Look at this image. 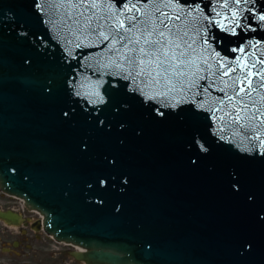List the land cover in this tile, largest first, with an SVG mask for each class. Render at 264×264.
<instances>
[{
    "label": "water",
    "instance_id": "obj_1",
    "mask_svg": "<svg viewBox=\"0 0 264 264\" xmlns=\"http://www.w3.org/2000/svg\"><path fill=\"white\" fill-rule=\"evenodd\" d=\"M35 2L0 0V190L38 210L54 239L84 247L73 258L85 264H264V116L243 130L220 121L208 109L222 85L205 71L174 98L129 92L107 42L82 28L109 8L124 19L128 0H48L44 12ZM164 10L193 27L213 71L239 61L247 67L229 75L251 70L255 87L264 0H173ZM17 218L0 209L3 221Z\"/></svg>",
    "mask_w": 264,
    "mask_h": 264
},
{
    "label": "snow or ice",
    "instance_id": "obj_2",
    "mask_svg": "<svg viewBox=\"0 0 264 264\" xmlns=\"http://www.w3.org/2000/svg\"><path fill=\"white\" fill-rule=\"evenodd\" d=\"M239 2L240 0H234V3ZM128 3L131 7L126 9L129 15L124 19L120 18V13L113 12L109 8L106 13L96 16L95 23L91 16L85 17L82 28L90 34H96L101 43L107 42L104 47L113 53L112 66L118 71L119 79L127 82L129 92L146 97V101L156 100L161 96L174 98L172 94L184 90L190 74L195 75L197 72L205 71L209 77L214 78V82L218 81V84L222 85L218 86L217 91L224 94L219 97V107L210 108L208 111L222 112L223 114L217 117L220 121L223 122L227 118L232 125H239L242 130L246 127H257V114L264 116V94L261 93V90H264V67L258 68L255 73L259 77L255 87L250 79L254 75L251 70L247 73L241 71L234 76L229 75L236 72L237 68L247 67L241 65L239 61L231 66L216 62L213 71V64L209 63L208 59L202 58L194 47L197 42L190 35L193 27L188 23L177 24L176 21L181 20V15L179 13L170 15L164 10L173 6V0H128ZM44 5L45 7L42 8L39 0L34 3L37 12H44L50 7L48 0H44ZM97 7L93 0L91 8ZM79 15L82 16L83 13ZM237 15L236 12L232 13L234 18ZM253 19L255 20L256 17L253 16ZM258 19L264 21V13H261ZM247 27L251 28L252 25ZM195 31L200 35L199 29ZM232 32L235 34L234 29ZM201 39L203 40V37ZM240 51L243 52V48ZM260 63L264 65V60ZM251 67L255 68L256 62H253ZM222 69L224 70L221 71ZM224 77L228 79L225 80ZM245 83L247 87L241 86ZM154 88L161 91L151 94L150 90ZM201 91H206V88H201ZM253 92L256 96L252 95ZM99 102L102 103L103 100ZM171 106L175 107L174 104ZM225 106L229 111H225ZM124 107L117 105L115 111L119 112ZM200 107H203V104H200ZM250 107L254 111L250 112ZM231 110H235L234 113ZM156 111L158 115H164L159 108ZM242 112L245 115L242 116ZM241 120L245 123L241 124ZM100 123L103 124L104 121ZM259 124L264 125V120L259 121ZM120 127L123 128L124 125L121 124ZM260 135L264 133L258 132L256 138L259 139ZM194 143L203 151H207L199 140H194ZM261 145H264V140L261 141ZM100 183L104 185L106 180L102 179ZM233 187L238 190V185L235 183Z\"/></svg>",
    "mask_w": 264,
    "mask_h": 264
},
{
    "label": "flooded vegetation",
    "instance_id": "obj_3",
    "mask_svg": "<svg viewBox=\"0 0 264 264\" xmlns=\"http://www.w3.org/2000/svg\"><path fill=\"white\" fill-rule=\"evenodd\" d=\"M25 208L29 211L13 203L0 205V209L18 214L17 223L0 219V264H85L84 260L73 258V252L78 250L76 247L71 245L72 248L61 251L58 240L44 232L38 212ZM62 253L69 255L71 261L60 260Z\"/></svg>",
    "mask_w": 264,
    "mask_h": 264
},
{
    "label": "rangeland",
    "instance_id": "obj_4",
    "mask_svg": "<svg viewBox=\"0 0 264 264\" xmlns=\"http://www.w3.org/2000/svg\"><path fill=\"white\" fill-rule=\"evenodd\" d=\"M12 203L15 204L16 207L18 206L19 209L23 208L25 212L29 211V210H27L25 208L23 200H21L20 198L12 197V196L10 197L6 193L2 194L0 192V205L12 204ZM58 245H59V248L61 249V251H64V250L72 248V246L70 244L63 243L62 241H58ZM63 253L59 255L60 260H62L63 262L64 261L70 262L71 261L70 260L71 257L69 255H66V254H63ZM74 264H81V263L80 262H78V263L75 262Z\"/></svg>",
    "mask_w": 264,
    "mask_h": 264
},
{
    "label": "bare ground",
    "instance_id": "obj_5",
    "mask_svg": "<svg viewBox=\"0 0 264 264\" xmlns=\"http://www.w3.org/2000/svg\"><path fill=\"white\" fill-rule=\"evenodd\" d=\"M11 196H12V197H15L16 195L11 194ZM16 197H18V196H16ZM31 210H32V209H31ZM72 244H73L74 247H76L77 249H83V247L80 246V245H78V244H74V243H72Z\"/></svg>",
    "mask_w": 264,
    "mask_h": 264
}]
</instances>
